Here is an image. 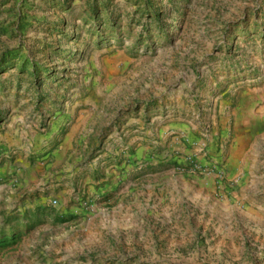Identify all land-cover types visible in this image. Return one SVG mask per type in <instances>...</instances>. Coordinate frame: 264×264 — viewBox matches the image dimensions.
Returning <instances> with one entry per match:
<instances>
[{
  "label": "rangeland",
  "instance_id": "1",
  "mask_svg": "<svg viewBox=\"0 0 264 264\" xmlns=\"http://www.w3.org/2000/svg\"><path fill=\"white\" fill-rule=\"evenodd\" d=\"M0 264H264V0H0Z\"/></svg>",
  "mask_w": 264,
  "mask_h": 264
},
{
  "label": "crops",
  "instance_id": "2",
  "mask_svg": "<svg viewBox=\"0 0 264 264\" xmlns=\"http://www.w3.org/2000/svg\"><path fill=\"white\" fill-rule=\"evenodd\" d=\"M233 149H236V150H240V147L238 146V145H234L233 147H232ZM240 152V151H239ZM235 158L236 157H233V156H231L230 155V157H229V159H228V162H232V163H234L235 162ZM242 161L239 159L238 161H239V165L241 164V163H246V161H245V159H244V157H242ZM248 162V161H247ZM245 165V164H244Z\"/></svg>",
  "mask_w": 264,
  "mask_h": 264
},
{
  "label": "built area",
  "instance_id": "3",
  "mask_svg": "<svg viewBox=\"0 0 264 264\" xmlns=\"http://www.w3.org/2000/svg\"><path fill=\"white\" fill-rule=\"evenodd\" d=\"M199 171H200L201 174H203V175H207V174H211V173H213L212 170L209 169V168L201 169V167H200V170H199ZM219 173H220V171H219ZM217 174H218V173H217Z\"/></svg>",
  "mask_w": 264,
  "mask_h": 264
}]
</instances>
